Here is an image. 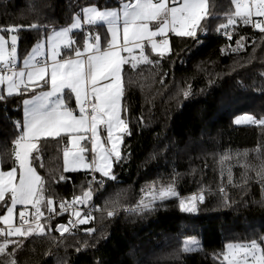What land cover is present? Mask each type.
Wrapping results in <instances>:
<instances>
[{
  "label": "trees",
  "instance_id": "16d2710c",
  "mask_svg": "<svg viewBox=\"0 0 264 264\" xmlns=\"http://www.w3.org/2000/svg\"><path fill=\"white\" fill-rule=\"evenodd\" d=\"M90 2L0 0V28L42 26L39 34L19 32L23 55L46 37L44 26L51 31L70 24L76 5ZM234 10L231 0H208L207 28L198 30V41L170 35L168 54L161 58L149 52L158 64L143 63L136 70L124 66L123 116L132 134L123 138L124 159L114 167L115 180L89 171L64 172L65 145L51 138L38 145L40 159L34 166L46 198L53 200L54 213L60 201L89 190V183L95 188L94 213L92 220L63 235L55 225H66L68 214L42 218L46 230L21 238L17 264H220L226 244L264 236V126L234 123L244 114L264 117V33L238 22L232 40L224 39L217 28ZM104 30L102 24L84 28L101 36ZM75 33L82 47L83 34ZM241 37L243 48L233 52ZM16 107L8 105L7 114L14 120ZM13 131L0 118L3 169L12 167ZM62 175L67 179L60 180ZM169 185L176 197L155 201L150 211L142 209L141 201L147 203L150 192ZM198 195H204V202L196 213L180 211L181 199ZM18 218L14 225H19ZM87 228L94 231L89 234ZM190 237L200 246L185 252ZM5 259L0 255V264Z\"/></svg>",
  "mask_w": 264,
  "mask_h": 264
},
{
  "label": "snow or ice",
  "instance_id": "6c2138e0",
  "mask_svg": "<svg viewBox=\"0 0 264 264\" xmlns=\"http://www.w3.org/2000/svg\"><path fill=\"white\" fill-rule=\"evenodd\" d=\"M231 5L234 12L226 14L227 22L221 23L217 32L223 30L225 38L231 41L232 30L240 22L264 33V0H231ZM76 7L78 11L71 16L68 26L59 30L53 26L51 31L43 27L46 41L38 40L19 70V32L34 30L39 34L42 26L30 24L27 29L21 26L0 29V33H7V37L0 34V108L3 109L0 118L14 130L12 167L0 170V224L4 225L0 228V236L3 237L0 255L6 257L5 264H17L15 253L23 243L21 238L34 233L42 235L44 225L40 223L41 219L50 220L55 212L51 198L46 201L49 216L44 217L41 211L46 189L33 167V163L40 159L41 148L38 145L49 143V138L57 144L63 143L65 172L86 169L115 180L113 169L124 159L120 146L123 138L132 134L128 120L122 116L127 112L122 105L126 93L124 66L136 70L141 63L158 64V60L152 61L145 54L146 47L150 46L152 53L164 57L170 50V34L198 41V30L206 32L210 15L207 0H171V3L169 0H129L127 3L123 0H115L114 3L92 0L86 6L77 4ZM98 23L106 25L103 36L100 32L84 31L85 25ZM73 32L83 34L82 47L70 35ZM236 45L231 49L233 52L243 48V37L236 41ZM137 50L139 55L134 54ZM183 94L187 97L189 92L184 91ZM73 97L74 105L70 103ZM13 103L17 105L14 111L18 118L15 120L7 114L8 105ZM234 123L264 126V117L258 119L244 114L236 117ZM102 136L105 146H102ZM89 143L90 161L87 157ZM66 179L60 176V180ZM177 195L171 185L161 188L158 193L153 190L148 194L147 203L141 201L142 209L150 211L155 201ZM91 199L89 190L82 196H74L71 204L88 205ZM203 202L204 195L193 196L188 200L181 199L179 208L183 213L192 214ZM18 205L22 206L19 226L13 224ZM29 206L33 210L35 228L26 218ZM68 211L69 206L61 201L60 211L55 215ZM113 214L112 211L107 213L109 217ZM72 216L78 219L73 220ZM92 218L91 212L81 216V212L76 210L70 214L68 224L74 228ZM49 230H52L51 226ZM55 231L63 235L69 228L60 223L55 225ZM85 231L91 234L94 229ZM187 243L183 251L195 250ZM197 243L191 241L193 245ZM222 255L220 264H264V236L248 243H228Z\"/></svg>",
  "mask_w": 264,
  "mask_h": 264
},
{
  "label": "rangeland",
  "instance_id": "374dc122",
  "mask_svg": "<svg viewBox=\"0 0 264 264\" xmlns=\"http://www.w3.org/2000/svg\"><path fill=\"white\" fill-rule=\"evenodd\" d=\"M169 2L171 3V0H169ZM177 2H182V0H177ZM207 3H208V0H207ZM98 24H99V23H98ZM66 26H68V25H65V26H58V27H56V28H57V30H59V28H61V27H66ZM87 26H88V25H85L84 28L87 27ZM0 29H1V28H0ZM258 31H259V30H258ZM0 34H4V35L7 37V35H6L5 33H0ZM70 35H72L73 38H74L75 35H76V33L73 32V33H71ZM170 35H172V34H170ZM43 39L46 41V37H44ZM157 39H159V37H158ZM36 44H37V42L34 44L33 47H35ZM33 47H32V48H33ZM32 48H31L26 54L21 55L20 48H19V45H18V58H17L18 69H17V70H19V68H22V67H23V59L29 55V53L31 52ZM45 51H46V49H45ZM149 52H151L150 46L146 47L145 54L148 55V57H149L150 60H152L151 57H150V53H149ZM169 52H170V50H169ZM151 53H152V52H151ZM134 54H135V55H139V50H137L136 53H134ZM154 54H155V53H154ZM166 54H168V53H166ZM38 59H39V57H38ZM141 64H143V63H141ZM139 65H140V64H139ZM65 91L67 92L68 90H65ZM70 103H72V104L74 105V97H73V100L70 101ZM122 105H123V101H122ZM122 116H123V113H122ZM104 136H106V133L104 134ZM104 136H102V138H101V139H102V146H105V145H103ZM82 143H84V142H82ZM38 147H39V146H38ZM107 147H110V145H107ZM90 148H91V145H90V143H89V145H88L89 153L87 154V157H88V160H89V161H90V159H91ZM120 148H122V144H121ZM33 167H35V166H34V163H33ZM0 170H10V169H3V168H2L1 161H0ZM36 171H37V170H36ZM63 171H64V169H63ZM77 171H89V170H86V169H79V170H77ZM113 171H114V169H113ZM64 172H65V171H64ZM89 172H90L91 174L100 175L99 173H95V172H91V171H89ZM37 174L40 175L38 172H37ZM100 176H101V175H100ZM91 181L94 182L93 178H92ZM89 190H91V192H92V199H91V201H92V200H93V197H94V194H95V188L92 187V189H89ZM89 190H87V191H89ZM175 191H176V190H175ZM78 195L82 196L83 194H78ZM198 196H200V195H198ZM191 197H193V196L188 197L186 200H188V199L191 198ZM171 198H172V197H171ZM47 199H48V198H46V193H45V200L42 202L43 205L41 206V210H42V208H43V206H44V212L46 211L45 209H46V207H47V205H46V201H47ZM168 199H169V198H168ZM157 201H158V200H157ZM21 207H22V206L18 205L17 208H16V210H15V212H14L13 224H14L15 219H16L17 217H19V211L21 210ZM53 207H54V204H53ZM47 209H48V208H47ZM31 211H32V208H31V206H29V208H28V213L30 214ZM112 212H113V211H112ZM113 213H114V212H113ZM113 215H114V214H113ZM41 224H43V223H41ZM2 225H3V224H2ZM43 225H44V224H43ZM3 226H4V225H3ZM17 226H19V225H17ZM32 226H33V228H35V227H36V223H32ZM25 227H27V225H25ZM45 230H46V227L44 226V231H45ZM34 234H35V233H34ZM193 240H195V241L198 242V240H197L196 238H193V237L187 238V239L185 240V243H184V248H185V246H186V242H188V243H187V246H188V247H191V248H194V249L198 248V247L200 246V245H199V242H198L197 244L193 245V244H191V241H193ZM2 241H3V240L0 239V242H2ZM232 243H234V244H238V243H248V242H232ZM222 259H223V257H222Z\"/></svg>",
  "mask_w": 264,
  "mask_h": 264
},
{
  "label": "built area",
  "instance_id": "2783aa9c",
  "mask_svg": "<svg viewBox=\"0 0 264 264\" xmlns=\"http://www.w3.org/2000/svg\"><path fill=\"white\" fill-rule=\"evenodd\" d=\"M223 38L225 39V36H224ZM75 196H80V195H75ZM72 199H73V198H72ZM72 199L64 201L65 204H66L67 206H69V211L60 214V215L68 214V217H67V219H66V225L68 226L69 231H68V232H65V233H67V234L72 233V232L74 231V229L79 225V224H77L76 227L73 228L71 225L68 224L69 216H70V214H71L73 211H76V210L80 211V212H81V216H83V215H84L85 213H87V212H91L92 214L94 213L93 200H92V201H89V204H88V205H80V204H78V203H77L76 205H72V204H71ZM60 202H61V201H60ZM60 202H59V205H58L57 213L60 211ZM56 216H58V215H55V213L52 214V217H56ZM29 217H30V216L28 215V217H26V218L29 219L30 223H35V222L33 221V219H32L31 217H30V218H29ZM72 219H73V220H76V219H78V218H76L75 216H72ZM16 224H19V218H18Z\"/></svg>",
  "mask_w": 264,
  "mask_h": 264
},
{
  "label": "crops",
  "instance_id": "0c3cea01",
  "mask_svg": "<svg viewBox=\"0 0 264 264\" xmlns=\"http://www.w3.org/2000/svg\"><path fill=\"white\" fill-rule=\"evenodd\" d=\"M43 205V204H42ZM42 210H44L43 208H42ZM16 220V219H15Z\"/></svg>",
  "mask_w": 264,
  "mask_h": 264
}]
</instances>
